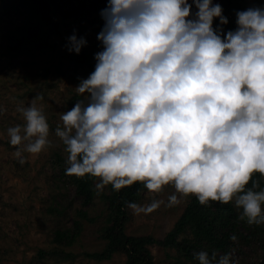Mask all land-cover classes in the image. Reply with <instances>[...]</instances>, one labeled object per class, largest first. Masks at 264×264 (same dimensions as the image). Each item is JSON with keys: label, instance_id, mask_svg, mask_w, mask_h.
I'll use <instances>...</instances> for the list:
<instances>
[{"label": "clouds", "instance_id": "9594fccd", "mask_svg": "<svg viewBox=\"0 0 264 264\" xmlns=\"http://www.w3.org/2000/svg\"><path fill=\"white\" fill-rule=\"evenodd\" d=\"M100 16L94 70L74 87L83 96L55 128L66 174L96 177L98 191L172 186L168 206L189 196L201 205L232 202L239 220L264 225V186L252 178H264V5L237 10L226 32L228 18L213 0H107ZM86 45L74 30L65 47L78 55ZM42 99L21 103L24 123L7 128L21 162L23 152L52 143ZM126 203L149 214L165 202ZM232 255L193 253L198 264H236Z\"/></svg>", "mask_w": 264, "mask_h": 264}, {"label": "rangeland", "instance_id": "374dc122", "mask_svg": "<svg viewBox=\"0 0 264 264\" xmlns=\"http://www.w3.org/2000/svg\"><path fill=\"white\" fill-rule=\"evenodd\" d=\"M245 1L248 7L264 5V0ZM106 4L107 0H0V105L6 109L0 112V264H126V253L104 261L86 256L101 252L107 243L102 238L108 209L103 195L110 190L96 189L94 201L84 207L65 172L68 154L55 136V128L62 126L61 113L83 96L74 87L88 77L64 58L62 39L75 30L78 38L87 40L82 49L100 51L97 35L104 23L100 11ZM37 94L43 96L37 103L47 118L52 143L39 154L23 152L21 162L14 156L18 146L9 143L7 128L24 123L17 108L21 103L28 106ZM260 184L264 186V178ZM174 191L172 186L159 193L145 188L140 204L152 199L165 203L149 214H134L130 209L126 233L165 238L193 197L168 206ZM79 211H87L93 221L82 219L83 230L73 245L55 243L56 231L72 229ZM40 251L49 254L43 257ZM151 251L155 264H181L175 249L156 245ZM229 251L236 264L261 261L262 252L254 244L235 240ZM64 253L74 256L65 258Z\"/></svg>", "mask_w": 264, "mask_h": 264}, {"label": "trees", "instance_id": "16d2710c", "mask_svg": "<svg viewBox=\"0 0 264 264\" xmlns=\"http://www.w3.org/2000/svg\"><path fill=\"white\" fill-rule=\"evenodd\" d=\"M219 4L222 5L223 14L229 21L227 25L222 26L225 31L236 27V11L248 8L245 0H221ZM43 18L49 22L48 18ZM218 24V19H215L214 27ZM66 42L67 38L63 37L64 58L88 76L95 67V52L81 49L78 55L69 53L65 47ZM48 71L45 72L48 73ZM43 76H46V73ZM77 98L81 99L79 96ZM252 178L259 179V182L261 179L258 173H254ZM96 181V177L87 174L83 177L69 175V182L75 187L77 196L83 200L84 207L95 199L97 190L94 185ZM249 186H251V182ZM107 188L110 193L103 195L108 208L107 224L102 231V238L107 243L101 252L86 253L89 259L104 261L111 259L115 253H126V264H155L151 247L160 245L166 249H175L181 264H198V261L193 257L194 252L200 250H207L209 253L217 250L221 254L228 252L229 247L233 245L230 236L235 234L236 240L258 246L262 255L261 261H257L255 264H264V225H248L246 221L239 220V213L231 202L228 204L210 202L208 205H201L193 196L175 227L165 238L156 239L153 236H130L126 233L127 222L130 218V209L126 202L139 203L145 190L144 186L137 182L131 186L123 187L119 191L114 190L111 185H108ZM78 215L80 218L75 221L72 229L56 231L55 243L62 246L73 245L83 230L82 219L93 221L88 217L87 211H79ZM48 254L45 251H40V255L43 257ZM64 256L71 258L74 255L64 253Z\"/></svg>", "mask_w": 264, "mask_h": 264}]
</instances>
